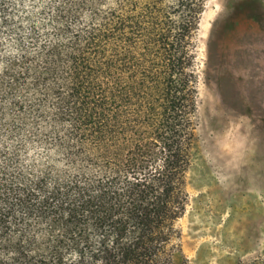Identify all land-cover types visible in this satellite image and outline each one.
<instances>
[{"label":"trees","instance_id":"trees-1","mask_svg":"<svg viewBox=\"0 0 264 264\" xmlns=\"http://www.w3.org/2000/svg\"><path fill=\"white\" fill-rule=\"evenodd\" d=\"M36 1L0 0V264H188L207 0Z\"/></svg>","mask_w":264,"mask_h":264},{"label":"rangeland","instance_id":"rangeland-1","mask_svg":"<svg viewBox=\"0 0 264 264\" xmlns=\"http://www.w3.org/2000/svg\"><path fill=\"white\" fill-rule=\"evenodd\" d=\"M38 4L9 0L20 15ZM195 53L196 147L186 211L177 222L181 251L188 264L261 263L264 0H207Z\"/></svg>","mask_w":264,"mask_h":264}]
</instances>
